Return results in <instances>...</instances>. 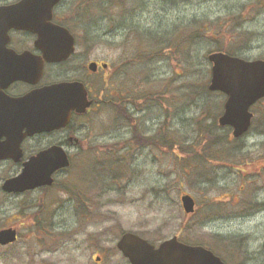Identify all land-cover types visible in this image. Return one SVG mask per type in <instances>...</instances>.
Segmentation results:
<instances>
[{"label": "rangeland", "instance_id": "obj_1", "mask_svg": "<svg viewBox=\"0 0 264 264\" xmlns=\"http://www.w3.org/2000/svg\"><path fill=\"white\" fill-rule=\"evenodd\" d=\"M96 5L100 57L129 61L117 76L126 112L100 108L99 151H68L72 165L52 186L4 194L21 167L0 161V228L20 235L0 245V264H128L117 247L125 231L155 244L177 235L231 263L264 264V99L235 138L218 122L226 95L208 89L216 48L264 58V0ZM208 142H223L225 154L204 153ZM183 193L196 199L194 214Z\"/></svg>", "mask_w": 264, "mask_h": 264}, {"label": "flooded vegetation", "instance_id": "obj_2", "mask_svg": "<svg viewBox=\"0 0 264 264\" xmlns=\"http://www.w3.org/2000/svg\"><path fill=\"white\" fill-rule=\"evenodd\" d=\"M18 1L0 0V6ZM96 2L59 0L50 12L38 14V18L47 25L57 26L61 32L58 44L65 50L54 60L48 56L47 47L39 43L37 32L11 27L6 35L0 36V144L7 143L8 134L18 138L7 151H22L21 158L5 160L13 161L21 170L31 156L55 145L66 151H99L95 123L100 108L108 104L116 114L126 112L123 97L126 89L119 87L117 76L126 72L129 61L116 56L118 53H113L111 58L100 57L99 40L95 36L98 24ZM16 70L27 72L28 77L10 81L3 78L4 72ZM58 83L71 84L70 96L80 95L89 104L85 108L65 110L69 116L63 115L68 119L62 116L58 121L60 126L48 129L44 123L50 114L48 107L53 97H59L48 87ZM108 89L109 92H105ZM15 122L18 123L16 126H8ZM1 190L4 194H19L35 189L6 192L1 185ZM126 259L131 264L130 259Z\"/></svg>", "mask_w": 264, "mask_h": 264}, {"label": "water", "instance_id": "obj_3", "mask_svg": "<svg viewBox=\"0 0 264 264\" xmlns=\"http://www.w3.org/2000/svg\"><path fill=\"white\" fill-rule=\"evenodd\" d=\"M58 1L19 0L14 4L0 6V36L6 35L11 27L37 32L39 43L47 47L48 56L53 60L56 59L57 54L65 50L61 49L58 44L61 32L57 26L47 25L42 18H38V14H47L53 4ZM61 29L64 30V28ZM65 31L69 35L66 29ZM208 59L212 64L209 90L222 91L227 95L224 110L218 121L221 125L231 126L235 137L242 136L252 125L254 116L251 110L252 105L264 98V59H245L224 51H213L209 53ZM27 77L28 73L21 70L3 73V78L8 81ZM70 85L69 83H58L48 87L51 88L53 94L57 93L59 97H53L48 107L50 114L48 113L44 121L46 128L60 126L59 119L62 116H69L64 112L65 110L88 106L86 98L83 100L80 95L70 96L69 92L72 91L69 88ZM17 124V122L10 123L8 126ZM3 126L6 127L7 124ZM8 136L7 143L0 144V160L9 157L19 160L22 151H7L18 138L15 139L12 134ZM69 165L68 152L62 146H52L26 160L22 171L16 176L7 178L2 188L5 191L17 192L52 185L55 180L54 173ZM181 201L187 213L194 212L196 200L193 195L184 193ZM16 239L17 229L15 227L0 229V244L5 245ZM117 246L126 257H129L131 264H225L213 250L204 245L185 243L177 236L165 239L156 246L141 235L126 231L117 241ZM97 259L100 258L97 257Z\"/></svg>", "mask_w": 264, "mask_h": 264}, {"label": "trees", "instance_id": "obj_4", "mask_svg": "<svg viewBox=\"0 0 264 264\" xmlns=\"http://www.w3.org/2000/svg\"><path fill=\"white\" fill-rule=\"evenodd\" d=\"M215 50H222V51H226V52H228V53H230V54H233V55H237V56H240V55H238V54H236V52L234 51V50H228V49H224V48H216ZM263 100V99H262ZM261 101V100H260ZM236 138V137H235ZM240 138V137H239ZM212 140V139H211ZM209 142H213V141H209ZM208 142V143H209ZM206 144L205 146H204V148H203V150L202 151H205L204 153H207L208 151H211V149H213L214 151H219V152H221V153H224L223 151H225V145H223V142H220V144H219V146L218 147H214L213 145V148L211 147V143H209V144ZM225 154V153H224ZM208 159L210 160L211 159V157H208ZM78 187V186H77ZM76 188V187H75Z\"/></svg>", "mask_w": 264, "mask_h": 264}]
</instances>
